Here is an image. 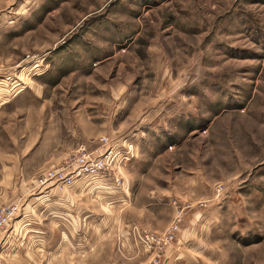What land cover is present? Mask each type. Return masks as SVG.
I'll list each match as a JSON object with an SVG mask.
<instances>
[{
    "label": "rangeland",
    "instance_id": "374dc122",
    "mask_svg": "<svg viewBox=\"0 0 264 264\" xmlns=\"http://www.w3.org/2000/svg\"><path fill=\"white\" fill-rule=\"evenodd\" d=\"M102 138L111 177L35 185ZM6 205L0 264H264V0H0Z\"/></svg>",
    "mask_w": 264,
    "mask_h": 264
},
{
    "label": "built area",
    "instance_id": "2783aa9c",
    "mask_svg": "<svg viewBox=\"0 0 264 264\" xmlns=\"http://www.w3.org/2000/svg\"><path fill=\"white\" fill-rule=\"evenodd\" d=\"M117 148V147H116ZM114 146L108 144L107 138H102L100 144L93 150H87L84 146L79 147L76 152L69 156L62 165L45 171L38 180L37 187H53L64 189L71 188L79 178H105L111 177V169L125 159L119 156ZM133 152L132 145L127 146L126 154ZM114 184L118 187L123 185L120 177L113 178ZM19 207L17 205H6L0 207V232L17 216ZM181 219V211L176 210L175 217L171 221L167 230L163 233H143L142 239L147 249L153 252L162 251L175 238L179 222Z\"/></svg>",
    "mask_w": 264,
    "mask_h": 264
}]
</instances>
